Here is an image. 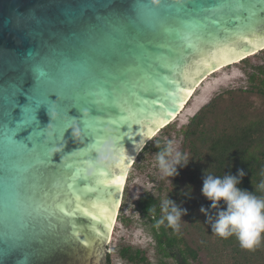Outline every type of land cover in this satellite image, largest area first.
<instances>
[{"label": "snow or ice", "instance_id": "snow-or-ice-1", "mask_svg": "<svg viewBox=\"0 0 264 264\" xmlns=\"http://www.w3.org/2000/svg\"><path fill=\"white\" fill-rule=\"evenodd\" d=\"M123 3L124 0H104V6L114 11L103 18V24L84 17L65 20L67 31L61 34L54 56L33 52L17 62L0 49V137L5 161L0 166V177L6 192L0 216V264H27L37 242L44 243L38 241L39 237H58L62 219L58 213L68 217L82 213L101 221L94 211L101 207L99 202L85 204L86 193L96 190L83 179L85 152L109 139L102 135L105 125L111 126L115 133L111 139L119 148L130 135L126 129L152 112L160 100L158 96L150 99V94L164 91L166 83L174 82L156 77L149 70L153 49L150 42H142L144 26L167 31V21L160 13L173 8L178 19L189 8L193 15L220 10L223 18L211 21L216 26H227L234 20L251 24L257 17L264 18V0H220L211 9L199 2L184 8L163 0L156 9L139 0L127 14ZM149 20L151 23H146ZM25 77H30L26 84L21 82ZM42 107L48 117L46 126L38 119ZM71 109L78 115L70 116ZM81 111L89 113V117L82 119ZM53 113L57 117L54 121ZM165 114L166 110L159 113ZM97 116L105 119L97 123ZM73 121L87 147L72 151L65 148L59 156H51L57 146L64 144ZM47 127L53 131L46 133ZM62 193L68 198L60 203ZM73 200L75 205L69 208ZM105 212L104 222L110 223L111 213L107 208Z\"/></svg>", "mask_w": 264, "mask_h": 264}, {"label": "water", "instance_id": "water-1", "mask_svg": "<svg viewBox=\"0 0 264 264\" xmlns=\"http://www.w3.org/2000/svg\"><path fill=\"white\" fill-rule=\"evenodd\" d=\"M137 2L139 0H124L125 13L132 12L133 5ZM143 2L158 9L161 0ZM163 2L184 8L199 2L205 9H211L213 4L219 3L220 0H163ZM113 11L104 6V0H0V49L6 50L17 62L31 56L33 52L37 55L54 56L57 54L56 45L59 44L61 34L67 31L65 20L70 17L77 19L84 17L93 23L103 24V18L108 17ZM160 16L167 21L168 30L144 26L141 32L142 42H150L153 49L150 53L149 70L156 77H164L174 82L166 83L164 91L150 94V99H156L158 96L160 100L153 105L152 112L145 114L140 122L132 125L131 129H126L130 135L120 142L121 155L117 161L104 165L97 163L104 146L115 136L108 125L104 126L102 135L109 139L84 154L82 173L84 182L89 188L96 189L86 193L85 204L90 206L93 202H99L101 207L94 211L101 216V221H93L82 213H77L74 217L58 213L62 217L58 237H39L38 241L43 240L44 243L37 242L33 249V257L29 258L27 264H108L107 243L117 220L123 194V191L120 194L121 185L125 173L127 175L133 163L131 159L157 132L176 119L183 110L179 108L185 99L206 77L215 73L221 66L224 68L233 65L264 49V18L261 17H257L251 24L243 20H234L230 25L216 26L211 21L213 18H223L220 10L196 12L193 15L189 8V12L180 14L178 19L173 8L161 12ZM132 75L133 78L136 77L135 73ZM29 79L30 77H25L21 82L26 84ZM148 83L151 86V82ZM169 93L178 94L173 96ZM165 110L167 114L159 115ZM174 114L176 116L171 120ZM69 115L75 117L78 113L71 109ZM89 115L87 112H80L82 119H87ZM38 119L42 126H46L48 117L43 107L38 111ZM55 119L57 117L53 113L51 120ZM96 119L99 123L105 117L97 116ZM73 127L79 129L78 124L73 121L69 132L65 134L67 139L64 144L57 146L50 153L51 156H59L65 148L72 151L87 147L81 133L79 139L73 138L71 135ZM45 131L51 133L53 129L47 127ZM79 156L80 153L77 152L76 158ZM88 156H94V159H88ZM4 162L3 140L0 137V166H3ZM7 195L11 197L10 189ZM5 198V185L3 177H0V216L3 213ZM67 198V194L62 193L59 202L63 203ZM74 205L73 200L68 207ZM105 208L111 213L110 223L104 222Z\"/></svg>", "mask_w": 264, "mask_h": 264}, {"label": "trees", "instance_id": "trees-1", "mask_svg": "<svg viewBox=\"0 0 264 264\" xmlns=\"http://www.w3.org/2000/svg\"><path fill=\"white\" fill-rule=\"evenodd\" d=\"M237 65L241 69L239 80L240 84L243 81V88L240 85L236 92L256 93L264 98V49L233 64ZM228 67L230 65L222 70ZM233 95L234 90L219 91L190 117L183 128L175 131V137L181 138L180 152L193 161L178 169L179 175L171 178L172 184L169 183L163 198L145 194L127 209L129 214L119 211L112 234L113 244L108 246V264H115L114 259L120 260L121 264H202L203 256H220L225 251L247 263L255 253L258 245L251 250L244 249L235 236H217L211 230V221L205 222V216L200 213L201 207L210 208V202L201 195L205 169L220 177L228 173L236 175L238 170H243L245 175L239 187L264 198V189L259 187L264 183V114L246 112ZM172 122L162 128L141 153L157 156L170 142ZM186 185L193 189L190 197L185 196ZM167 198L187 211L182 217L184 223L180 222L178 228L169 227L166 221L159 223L163 215L161 204ZM132 210L142 220L141 224L152 240L147 248L132 244L130 235H117L121 227L128 230L133 225ZM214 213L215 210H211L213 219ZM188 228L195 229V235L202 239L200 244L186 243L184 234Z\"/></svg>", "mask_w": 264, "mask_h": 264}, {"label": "clouds", "instance_id": "clouds-1", "mask_svg": "<svg viewBox=\"0 0 264 264\" xmlns=\"http://www.w3.org/2000/svg\"><path fill=\"white\" fill-rule=\"evenodd\" d=\"M71 135L79 139L80 131L73 127ZM120 150L115 139H110L104 146L97 163L104 165L120 158ZM193 160L187 154L176 150L169 142L156 156V163L160 172L169 178L179 175L178 169L187 167ZM201 195L210 202V208H200L205 216V222L211 221V230L221 238L235 236L244 249H254L264 236V198L257 197L253 192L239 187L245 172L238 170L236 175L224 174L222 177L203 170ZM172 184V183H171ZM264 189V183L259 186ZM188 191L185 196L190 197L193 191L191 185H186ZM223 202V207H221ZM211 210H215L213 215ZM163 213L159 223L165 221L169 227L178 228L182 217L187 214L186 209L180 207L170 198L164 199L161 204Z\"/></svg>", "mask_w": 264, "mask_h": 264}, {"label": "rangeland", "instance_id": "rangeland-1", "mask_svg": "<svg viewBox=\"0 0 264 264\" xmlns=\"http://www.w3.org/2000/svg\"><path fill=\"white\" fill-rule=\"evenodd\" d=\"M220 70L206 77L198 87H196L183 110L172 122L174 127L169 131V136L170 142L176 150L180 151L181 138L177 139L175 133L183 128L190 117H192L201 106L207 103L219 91L234 90L233 97L243 110L246 112H252L256 115L264 114L263 97L258 96L256 93L246 91L236 92L240 85L243 88V81L240 84L239 80L242 76L240 67L238 65H230V67ZM219 71L220 74H218ZM169 183V178L165 177L157 166L156 156L150 153H141V151H139L135 155L133 163L128 169L119 211L122 210L124 214H129L127 209L132 208L137 199L145 194L163 198L167 194ZM132 212L133 210L131 213ZM119 213L120 212H118V215ZM131 219L133 224L131 228L127 230L126 227H121L120 232L117 233V235H130L132 244L147 248L149 242L152 244V240L149 233L144 230L143 225L141 224L142 220L138 217L137 213H132ZM182 223L184 222L181 221V224ZM195 234V229L188 228L185 230L184 236L186 237V243H189V245L200 244L202 239ZM112 239L111 235V238L107 243V248L110 244H113ZM152 254L153 250L151 251V255ZM114 263L121 264L118 259H114ZM202 264H264V236L261 237L255 253L251 258L247 259V263L242 258H236L234 253L225 251L224 254L220 256H203Z\"/></svg>", "mask_w": 264, "mask_h": 264}, {"label": "bare ground", "instance_id": "bare-ground-1", "mask_svg": "<svg viewBox=\"0 0 264 264\" xmlns=\"http://www.w3.org/2000/svg\"><path fill=\"white\" fill-rule=\"evenodd\" d=\"M226 65V64H225ZM225 65H223V66H225ZM226 67V66H225ZM223 67L221 66V67H219V69H217V71L218 70H220V69H222ZM199 84V83H198ZM194 93V90H192L191 92H190V94L188 95V97L185 99V101L183 102V104L181 105V107L179 108V109H183L184 107V104L191 98V96H192V94ZM183 107V108H182ZM176 115L174 114L172 117H171V120H173L174 119V117H175ZM178 116V115H177ZM164 125V124H163ZM134 158V157H133ZM133 158L131 159V161H133ZM130 163V162H129ZM125 180H126V173H125V175H124V178H123V181H122V185H121V190H120V194L122 193V191H123V188H124V184H125Z\"/></svg>", "mask_w": 264, "mask_h": 264}]
</instances>
